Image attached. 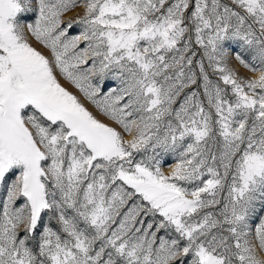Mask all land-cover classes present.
I'll return each mask as SVG.
<instances>
[{"label":"snow or ice","instance_id":"6c2138e0","mask_svg":"<svg viewBox=\"0 0 264 264\" xmlns=\"http://www.w3.org/2000/svg\"><path fill=\"white\" fill-rule=\"evenodd\" d=\"M0 264H264V0H0Z\"/></svg>","mask_w":264,"mask_h":264},{"label":"rangeland","instance_id":"374dc122","mask_svg":"<svg viewBox=\"0 0 264 264\" xmlns=\"http://www.w3.org/2000/svg\"><path fill=\"white\" fill-rule=\"evenodd\" d=\"M83 12V9L81 8H77L73 11H70L68 13L65 14L64 20L65 22L70 21V20H75L77 19V17L79 15H81ZM81 32V28L80 27H74L72 29H70L69 34L72 36H76L79 35ZM34 46L37 47L39 50H41L45 55H50V53L48 52V50L44 49L41 45L36 44L34 42ZM232 66L235 68V70L241 75V76H251L252 74L248 72L247 69L240 67L236 64V62L233 60L232 61ZM61 83L68 88L69 91L74 92L75 94H77L78 96H80V94L70 85L68 84L66 81L61 80ZM81 100L82 102L85 104L86 107L89 108L90 111H93L94 114H96V111L94 109V107L86 100L83 99V97L81 96ZM101 119H104L103 117H100ZM105 122L107 123L108 121L105 120ZM169 163H171V160H169ZM166 172L168 170L167 166H165L164 169Z\"/></svg>","mask_w":264,"mask_h":264}]
</instances>
